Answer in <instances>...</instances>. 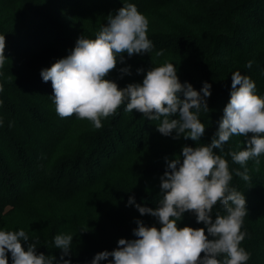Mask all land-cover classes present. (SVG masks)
Returning <instances> with one entry per match:
<instances>
[{
    "label": "trees",
    "instance_id": "trees-1",
    "mask_svg": "<svg viewBox=\"0 0 264 264\" xmlns=\"http://www.w3.org/2000/svg\"><path fill=\"white\" fill-rule=\"evenodd\" d=\"M128 3L148 19L153 47L149 54H123L124 62L118 58L106 79L124 88L142 83L151 67L172 63L181 84L199 92L209 83V110L198 113L205 126L200 140L163 136L156 130L160 120L126 112V105L102 119L99 129L75 115L56 114L51 82L42 81L41 69L69 55L80 36L94 39L107 17ZM0 36L6 57L0 67V231L23 229L29 237L22 241L25 250L34 243L37 254L53 256L54 264L61 255L54 245L57 235L73 236L64 259L91 264L97 253L116 249L119 239H136L137 220L160 228L135 205L159 206L166 158L179 156L185 145L211 142L230 98L233 72L248 76L264 97V0H0ZM158 51L163 55L156 56ZM124 67L130 75L121 74ZM245 139L231 136L213 151L228 162L229 186L246 199L241 228V247L250 253L246 264H264V155L258 166L254 160L241 166L228 154L244 150ZM245 167L247 182L236 175ZM217 212L226 214L219 202L213 218ZM177 223L205 227L192 212ZM7 257L12 264L11 254Z\"/></svg>",
    "mask_w": 264,
    "mask_h": 264
},
{
    "label": "clouds",
    "instance_id": "clouds-1",
    "mask_svg": "<svg viewBox=\"0 0 264 264\" xmlns=\"http://www.w3.org/2000/svg\"><path fill=\"white\" fill-rule=\"evenodd\" d=\"M148 23L135 4L128 3L107 17V23L94 39L80 36L69 55L41 69L42 81L51 82L55 112L61 119L75 115L99 129L102 119L126 105V112L135 111L148 120H160L156 130L163 136L175 133L173 139L200 140L205 126L198 113L201 109L209 110V83L203 82L199 92L187 82L181 84L172 63L151 67L142 83H130L124 88L106 79L116 68L118 58L120 63L124 62L123 54L131 57L150 53L153 45L147 38ZM4 50L5 38L0 36V67L6 59ZM161 55L163 51L156 53ZM246 67L250 69L252 62ZM142 71L137 69V74ZM120 72L131 74L129 67ZM234 135L246 139L244 150L228 153L232 160L241 166L254 160L258 166L259 157L264 155V97L256 94L255 82L239 71L231 74L230 98L211 142L199 147L185 145L179 156L166 158V170L160 177L159 193L163 195L159 206L153 209L135 205L142 216L155 217L160 228L145 226L137 220L133 230L136 239H119L116 249L97 253L91 264L109 257V264H246L250 253L241 247L245 239L241 228L247 215L246 199L229 186L233 177L228 162L213 151L222 149ZM247 173L245 167L236 175L247 182ZM133 202L129 197L128 204ZM218 202L226 214L217 212L213 218V207ZM185 212L194 213L196 222L205 227H178L177 221ZM72 238L55 236V248L61 250L55 264H70L64 257L70 254ZM28 239L23 229L0 231V264H8L7 253L11 254L12 264H54L53 256L37 254L34 243L27 244L25 250L22 241L26 244Z\"/></svg>",
    "mask_w": 264,
    "mask_h": 264
}]
</instances>
